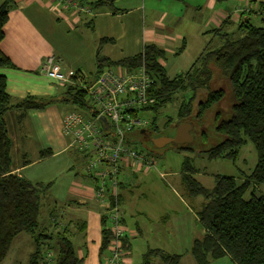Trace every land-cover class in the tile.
Segmentation results:
<instances>
[{
	"label": "trees",
	"instance_id": "obj_1",
	"mask_svg": "<svg viewBox=\"0 0 264 264\" xmlns=\"http://www.w3.org/2000/svg\"><path fill=\"white\" fill-rule=\"evenodd\" d=\"M79 1L93 11L104 5H112L116 0H100L95 3ZM213 1L220 5L229 0ZM17 2L18 0H0V43L4 38L9 10ZM253 5L254 9L249 8L248 12L240 14L236 23H231L228 18L220 28L211 31L217 40L216 44L207 48L187 72L172 79L167 77L165 69L159 64V60L164 59V52L156 46L145 45L136 55L111 61L101 54L102 46L112 41L107 38L98 42L96 69L90 78L92 81L87 82L80 74H76V79L79 78L86 86L107 68L134 71L143 67L151 80L149 94L154 97V103L144 108L140 114H152L153 117L145 128L138 129L129 136L140 138L139 141L150 147L153 146L147 141L149 137H172L175 126L179 123L200 124L208 112L221 107L230 96L232 102L226 118H222L218 111L214 113V133L221 140L206 150H200V153L208 160H231L237 158L241 147L250 144L256 155V163L246 177H215L212 188L207 189L193 178L199 174L198 171L190 165L188 159L183 160L180 176L184 192L191 200H202L196 217L204 233L202 238L191 243L189 250L195 264H209L210 261L225 257L233 264H264V193L255 195L257 188L264 190V1L253 2ZM253 17L257 19V24L251 21ZM3 68L13 69V65L0 51V70ZM215 73L218 79H215ZM179 93H189L190 97L188 100L183 98L178 103L174 123L168 118L159 127L157 120L160 111L172 106ZM199 95H203V99L196 102ZM56 102L72 107L75 109L73 111L85 116L96 114L87 92L70 85L62 87L57 100L43 101L28 97L12 105L6 92V79L0 73V264L14 238L23 233L30 237L33 248L24 264H81L68 231L60 227L56 217L49 218L55 233L46 234L40 228L41 199L47 193V188L10 174L11 144L3 121L4 114L9 110H41ZM192 128L195 129L193 125ZM168 129L171 131L167 132ZM191 134H194L193 130ZM198 134V138L193 136L192 143L198 139L203 146H207L209 137L203 130ZM192 143L171 146L175 150L191 151ZM48 155V152L41 153L42 158ZM122 172L119 174L118 205L122 201ZM88 179L91 181L89 177ZM247 193L249 197L245 198ZM81 227L78 229H82ZM111 239L106 220L101 217L99 257L102 264ZM122 247L128 258L126 237L122 240ZM47 253L54 254L51 263L45 260ZM155 259L160 264L181 262L179 255L148 249L140 264H152Z\"/></svg>",
	"mask_w": 264,
	"mask_h": 264
},
{
	"label": "crops",
	"instance_id": "obj_2",
	"mask_svg": "<svg viewBox=\"0 0 264 264\" xmlns=\"http://www.w3.org/2000/svg\"><path fill=\"white\" fill-rule=\"evenodd\" d=\"M84 1L95 3L100 0ZM154 1L160 0H116L112 5L98 7L85 15L49 0H18L9 10L4 38L0 43L1 53L13 65V69L0 70L6 79V92L11 104H18L28 97L43 101L59 98L62 87L48 80L40 71L43 60L48 56H53L65 72L80 74L85 81L91 82L96 69L98 42L107 38L112 41L102 46L101 54L111 61L136 55L145 45L152 44L162 50L164 56L179 57L186 53L187 60L192 63L189 70L207 48L216 44L211 31L220 28L228 18L233 24L239 20V15H234L236 9L228 13L218 8L213 0H187L196 5H188L185 0H165L164 10L156 8ZM171 1L179 6L171 8ZM188 6L192 9L189 10ZM245 8L252 9L250 6ZM188 11L204 17L195 21L194 14L187 18ZM123 42H127L126 45L123 46ZM114 48L120 57H114ZM159 64L164 67L162 60ZM70 111L73 110L56 102L41 110H9L4 114L3 121L11 144L10 174L47 188L41 199L39 217L43 232L55 233L49 218L56 217L60 227L68 231L81 264H102L99 257L102 210L92 195L93 182L84 170L82 174L76 168L84 167V158L70 147L69 137L63 131V118ZM43 152L49 155L42 158ZM129 172L125 169L121 176L135 177V172ZM179 181L181 184V176ZM121 182L124 183L123 180ZM123 192L120 194L125 199ZM193 201H199L202 206L200 198ZM188 220L186 217L185 221ZM174 223L175 231L179 233L180 225L177 221ZM136 233L141 235L139 229ZM23 234L14 238L3 261L9 258L10 264L26 263L33 248L26 234L18 242ZM126 238L129 259L131 244L128 236ZM25 246L31 253L23 252ZM131 259L129 264H133Z\"/></svg>",
	"mask_w": 264,
	"mask_h": 264
},
{
	"label": "rangeland",
	"instance_id": "obj_3",
	"mask_svg": "<svg viewBox=\"0 0 264 264\" xmlns=\"http://www.w3.org/2000/svg\"><path fill=\"white\" fill-rule=\"evenodd\" d=\"M263 1L264 0H229L227 3L218 5V8H222V10L228 13H232L236 9L234 15L238 17V15L240 16L243 12H248V10H244L246 9L245 6L253 8L255 6L253 2L259 3ZM185 2L188 5H196L193 2H187V0H185ZM154 4L156 8L161 10L165 9V0L154 1ZM169 4L171 8L179 6L178 3L172 1ZM188 9L191 10L192 8L188 6ZM188 12L189 13L186 14L187 18L190 17L191 14H194L193 18L195 21L204 17L203 15H196V12ZM251 21L257 24V19H255V17H253ZM187 31L189 32V29H187ZM190 40L192 41V39ZM126 43L123 42V46L126 45ZM114 50L117 51H114L116 53L114 57H120L117 48H114ZM189 61L190 59L187 60L186 53L179 57L178 55H165L162 62L164 63L163 68L166 71L167 77L172 79L176 75L186 72L192 64ZM215 74V79H218L217 73ZM216 86H219V84ZM202 96L203 95L197 96L196 102L203 99ZM189 97V93L177 94L174 104L160 111L157 125L160 127L161 122H164L168 118H171L174 123V121H176L175 112L178 103L183 98L188 100ZM231 102L232 100L230 96H228V101L222 104L221 107H218V109H212L208 112L203 122L200 124L192 122L195 128L192 129L194 132L193 136L198 138V132L203 130L209 137L207 146H203L197 139L192 143L191 148L193 150L191 151L175 150L171 145L157 150L154 147L148 146V144L144 145L143 142L139 141L140 138L131 137L129 142L130 147L150 156L155 163V166L149 171L138 170L135 172V177L128 174L121 176V180L124 182L122 187L125 199H121L119 210L122 224L126 228V236H128L131 244L130 254L132 259H129H131L133 264H140L142 255L148 249L160 250L169 255H179L181 256L180 264H195L189 254V248L194 240L202 238L204 230L196 217V213L201 209L199 201L189 199L179 181L180 170L184 159H188L190 165L199 173L193 178L207 189L212 188L215 177L233 176L235 178H242L251 173L256 163V155L250 144L241 147L238 151L237 158L231 160H208L204 154L200 153V150H206L221 140V138L214 133V113L218 111L221 113L222 118H226L229 113V105ZM68 108H70V110H75L72 107ZM141 117L149 122L153 115L143 114ZM170 131L171 129H168L167 132ZM79 165H81L80 161ZM76 168L81 170L80 173L84 170V167L80 168L76 166ZM160 174L164 176V178H161ZM263 193L264 190L262 188H257L255 190V195L257 196ZM248 197L249 193L245 195V198ZM186 217H188V221H185ZM175 221L180 225L179 233L175 231ZM137 229L141 231L140 236H137ZM25 236L26 235L23 234L22 237L18 239V242H21ZM22 250L23 252L31 253L30 248L26 246ZM129 259H127L128 263ZM22 260H25V257L24 259L22 258ZM2 264H10L9 258L3 261ZM152 264H160V261L155 259ZM209 264L232 263L222 258L217 261H210Z\"/></svg>",
	"mask_w": 264,
	"mask_h": 264
},
{
	"label": "built area",
	"instance_id": "obj_4",
	"mask_svg": "<svg viewBox=\"0 0 264 264\" xmlns=\"http://www.w3.org/2000/svg\"><path fill=\"white\" fill-rule=\"evenodd\" d=\"M69 11L89 15L90 8L79 0H49ZM41 74L60 87L83 88L91 101L94 116L70 111L63 118V131L70 147L84 158V172L93 182L92 195L102 210L112 237L103 264H129L122 240L126 230L121 224L118 205L120 171H149L153 159L130 147L129 134L148 125L141 111L154 103L149 94L151 80L143 67L134 71L122 68L105 69L92 83L83 85L76 74L65 72L59 62L48 56L41 65ZM162 177V175L160 174ZM52 253H47L49 263Z\"/></svg>",
	"mask_w": 264,
	"mask_h": 264
},
{
	"label": "water",
	"instance_id": "obj_5",
	"mask_svg": "<svg viewBox=\"0 0 264 264\" xmlns=\"http://www.w3.org/2000/svg\"><path fill=\"white\" fill-rule=\"evenodd\" d=\"M192 129V125L187 122L179 123L175 126L172 137L162 136L153 138L150 143L157 150L163 149L168 145H189L194 140L191 134Z\"/></svg>",
	"mask_w": 264,
	"mask_h": 264
},
{
	"label": "flooded vegetation",
	"instance_id": "obj_6",
	"mask_svg": "<svg viewBox=\"0 0 264 264\" xmlns=\"http://www.w3.org/2000/svg\"><path fill=\"white\" fill-rule=\"evenodd\" d=\"M151 138H155V137H149L148 140H147L149 143H150V139H151Z\"/></svg>",
	"mask_w": 264,
	"mask_h": 264
}]
</instances>
